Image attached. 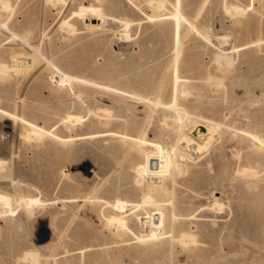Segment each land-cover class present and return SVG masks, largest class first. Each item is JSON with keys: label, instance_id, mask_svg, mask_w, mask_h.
I'll list each match as a JSON object with an SVG mask.
<instances>
[{"label": "rangeland", "instance_id": "obj_1", "mask_svg": "<svg viewBox=\"0 0 264 264\" xmlns=\"http://www.w3.org/2000/svg\"><path fill=\"white\" fill-rule=\"evenodd\" d=\"M174 1L168 0L160 12L166 16L151 22L154 11L147 0H10L11 17L0 7V63L13 65L12 57L18 55L24 65L19 72L10 69L6 75L0 74V162L4 164L0 167V264H33L28 254L37 256L36 264L264 261V223L257 228L246 226L248 216H254L247 201L264 190V143L244 134H264V123L256 124L264 117V0H193L191 7L183 4L184 13L197 27L195 31L189 25L183 28V56L194 59L183 74L196 78L209 101L198 104L191 97L180 103L193 116L218 119L232 129L229 132L226 125L210 135L206 123L185 118L182 135L206 145L197 159L184 149L174 110L159 105L149 110L144 103L129 101L140 118L136 122L128 113L115 116L118 107H125L123 96L76 82L57 86L53 80L56 66L70 76L114 88H125V83L132 81L147 97L173 103L172 76L165 75L177 42L174 36L170 42L169 34L160 32L166 27L165 33H169ZM235 5L246 14L226 12ZM63 22L69 23L74 33L68 32ZM127 23L131 28L125 36ZM233 47H239L238 51L230 52ZM226 49L232 53L233 65L224 78L216 57ZM110 58L118 59L112 64L115 74L101 77L92 72L91 68L104 67ZM127 59L134 64H126ZM155 66H159L157 74L151 71ZM208 77L222 78L226 84L230 80L231 89L232 82L240 84L238 79H242V84L245 78L243 83L251 86V92L246 91V84L233 87L232 92L227 85L226 89H213ZM163 81L168 85L164 93L159 87ZM215 106L221 108V114ZM251 109L255 126L246 121V113L242 115ZM70 116L82 117L83 123L70 122ZM26 131L42 136L32 140ZM255 152L262 156L261 164L254 158ZM148 155L168 160L167 177L154 181L158 185L163 182L173 198L159 206L130 208V212L116 204L113 207L117 202L143 201L136 180L149 186L144 174ZM249 168L259 172L252 183L243 174ZM49 180L55 181L51 188L44 186ZM27 196L40 199L38 207L21 208ZM215 199L223 211L214 207ZM230 205L245 206L247 218L241 225L232 220ZM122 214L129 229H118L109 222ZM10 218L18 223L8 226ZM206 218L210 219L207 225ZM230 222L233 228L237 225L234 239H229ZM183 233L195 235L198 245L181 246L177 239ZM157 234L164 237L137 240Z\"/></svg>", "mask_w": 264, "mask_h": 264}, {"label": "bare ground", "instance_id": "obj_2", "mask_svg": "<svg viewBox=\"0 0 264 264\" xmlns=\"http://www.w3.org/2000/svg\"><path fill=\"white\" fill-rule=\"evenodd\" d=\"M52 1V0H51ZM57 1H64V0H57ZM147 2L149 3V5H151V8L152 10L154 11V14L151 15L149 17V20L150 22L151 21H154L155 19H160L162 18L163 16H166V15H161L160 12H162L164 10V8L166 7V4L168 3V0H147ZM188 7H191V5L194 3L193 0H175L173 2V6H174V12H172L170 14V22H168V24L170 25L169 27V33H165V30L167 31L168 29H166V27L164 29L161 30L160 33H163V35H166V34H169L168 38H169V41L172 42L173 41V36L175 37V41L177 42V47H176V50H175V53L173 55L172 53V65H171V68L170 70L168 69L167 71V74L165 76H172V82H171V86L173 87L174 89V95H175V99L173 101V103H169V104H166V103H163L161 102L159 99L156 100L154 98H149L147 97L146 95H144L142 92H139L136 90L135 88V85L133 84L132 81H127L125 84V88H114L112 85L110 84H99L95 81H92L85 77H77V76H70L68 75L67 73L63 72L61 69H59L58 67L54 66V75H53V80L54 82L57 84V86H62V85H65V84H69V83H73V82H76V83H80V84H85V85H93V86H96L102 90H105V91H111L113 93H116V94H119L121 96H123V102L125 104V107H118L117 108V114L118 115H115V116H118L120 117L122 113H128L130 114V116L137 122V121H140V118L134 113V111L132 110V108H130L129 104L127 102L129 101H136L138 103H144L146 104V107L150 109H153L154 106H160L162 107L163 109H166V108H169V109H172L175 111L176 115H175V124H179L180 127H179V133L181 134V136L183 137L182 140H184V142L186 143V146H184V149L186 151V153L193 159H197L199 157L202 156L205 148H206V145H202L199 141H196L195 139L191 138V137H188V136H185V135H182V123H183V120L186 118V119H192V118H197L198 120H201L203 121L204 123L207 124L208 126V130H209V134L211 135L212 133L216 132L218 129H220V127H223L227 125V130L232 131V129H230V124H227V123H221L218 119H212V118H207L205 116H193L189 111H187L186 109L182 108V105L180 102L181 99L183 100H187L191 97H193L195 99V102H197L198 104L199 103H203V102H208V97L205 95V92L199 88L197 85H196V81L194 79L196 78H193V77H187V76H184V71L188 68H190L192 65V62H193V58L191 57H184L183 56V50H182V47H181V41H182V36H183V28L184 27H187L186 25H189V29H192V30H196L197 27L196 25L188 18V16L184 13V4ZM227 6V5H226ZM0 7L2 8V11L5 12V14H7L8 16H10L12 13H11V5H10V0H0ZM228 7V6H227ZM232 7L230 8H227L228 11L226 12H230V15L231 14H234V15H237V16H242L244 14H246L245 10L243 8H241L240 6L238 5H235L232 9ZM6 15V17H7ZM11 17V16H10ZM9 20V18H8ZM161 21V20H160ZM64 24H62V26L64 28H66L68 30V32L70 31H73V28L71 27V25L67 22H63ZM5 27V25H4ZM3 28V27H2ZM131 28V24L130 23H127V25L125 26V36H126V33H129V30ZM66 30V31H67ZM75 30V29H74ZM230 30V29H229ZM64 31V30H63ZM226 32V31H225ZM74 33V31H73ZM122 33V32H120ZM192 33V32H191ZM234 34V33H233ZM116 35V34H115ZM130 35V34H129ZM121 36V35H120ZM128 36V35H127ZM122 39H123V35H122ZM207 39V38H205ZM226 39V38H225ZM208 40V39H207ZM223 41V39H221ZM209 41V40H208ZM231 43V42H230ZM131 46V45H130ZM128 47V46H127ZM133 47V45H132ZM228 47V46H227ZM239 49V47H233L232 50H230V52H234L235 50ZM124 50V49H123ZM228 49L224 51H222L217 57H216V62L218 63L219 67H218V70L222 73V76L224 78H227V74L230 72V68L232 67L233 65V60H232V56L231 54L232 53H228L226 52ZM128 51V50H127ZM130 51V50H129ZM229 51V50H228ZM238 51V50H237ZM241 51V50H240ZM251 54V53H250ZM252 55V54H251ZM238 56V55H237ZM8 58V57H7ZM184 58V60H183ZM23 59V57H22ZM193 59V60H192ZM254 58L252 57L250 60H253ZM12 60H13V65L10 64V66L6 65V64H3V63H0V74L2 75H6L9 73L10 69H12L13 71H18L24 67V65L22 64V60H21V57H19L18 55H15L12 57ZM27 60V59H26ZM118 59L116 58H110L109 61L107 62L108 64H106L104 67H98V68H91L92 72L101 76V77H109L113 74H115L113 68H112V64H114L115 62H117ZM238 60V59H237ZM24 63V62H23ZM28 63V62H27ZM26 63V65H28ZM125 63L126 64H134V62H132L131 60L127 59L125 60ZM216 63V64H217ZM235 64V63H234ZM12 65V66H11ZM161 66V64H160ZM159 66H155V67H152L151 68V71H153V73L157 74L158 72V68ZM83 69V68H82ZM85 70V69H84ZM264 75V74H263ZM240 78V77H239ZM263 78V77H262ZM131 79V78H129ZM168 79V78H167ZM245 79V78H244ZM243 79V81H245ZM264 79V78H263ZM132 80V79H131ZM242 80V79H241ZM241 80L239 81L238 79V82H240L241 84ZM248 80V79H247ZM242 81V84H244ZM139 84H141V87L142 89L146 90V91H149L148 89V86L143 84V83H140L138 82ZM167 82L166 81H163L162 84H160V89H161V92L164 93L167 89ZM207 83L210 84L211 88L215 87L216 90H221L223 87L225 88V85H227L226 87L227 88H230V80H229V83L226 84L224 82V79L222 78H218V77H208L207 78ZM247 82H245L246 84ZM262 83V82H261ZM240 84L236 83L235 81L231 83V86H232V89L233 87L235 86H239ZM240 85L241 87L243 85ZM244 84V85H245ZM250 84H254L253 83H249ZM256 84V82H255ZM259 85V83H258ZM56 86V87H57ZM170 86V88H171ZM246 87L247 89L250 88L248 87V85L246 84ZM256 87V86H254ZM261 87V84L260 86ZM258 87V88H259ZM245 88V87H244ZM253 88V87H252ZM214 89V88H213ZM226 89V88H225ZM232 89L230 88V91L232 92ZM251 89V88H250ZM250 89L246 90V91H249ZM215 90V92H216ZM253 90V89H252ZM228 91V90H227ZM213 92V91H212ZM218 92V91H217ZM251 92V90L249 91ZM227 93V92H226ZM254 93V92H253ZM250 94V93H248ZM252 94V93H251ZM255 94V93H254ZM246 95H247V92H246ZM234 96V95H233ZM231 97V98H234L235 97ZM163 97V96H161ZM253 97V96H252ZM264 97V94L262 95V98L263 99ZM227 99V97H225ZM228 98H230V94L228 93ZM252 100V99H251ZM250 100V101H251ZM230 101V100H229ZM261 101L260 99L258 100V102ZM263 101V100H262ZM211 103H213L212 101H210ZM209 102V104H210ZM254 102V101H253ZM249 103V102H248ZM256 103V101H255ZM254 103V105H255ZM208 104V103H207ZM208 104V105H209ZM221 104V103H220ZM227 104V102H226ZM260 104V103H259ZM258 104V105H259ZM211 105V104H210ZM228 105L230 107V102H228ZM227 105V106H228ZM235 105V104H234ZM251 105V104H250ZM66 106V105H65ZM214 105L212 104L211 107H213ZM249 106V104H248ZM216 107V106H215ZM251 107H253V103L251 105ZM65 107H61V109ZM106 108V106H105ZM248 108V107H247ZM256 108V107H255ZM254 108V109H255ZM63 109V110H64ZM107 109L109 111V115H110V110L107 106ZM229 109V108H228ZM250 109V107H249ZM253 109V108H252ZM252 109L250 111H247L242 114V115H245V119L246 121L251 125L255 126V123L256 124H263L264 123V117H260L259 119H257L256 122L253 121L252 117L250 116L251 115V112ZM66 110V109H65ZM75 110V109H74ZM227 110V109H226ZM240 110V109H239ZM101 111V110H100ZM153 111V110H152ZM154 111H155V108H154ZM215 111L217 112V114H221V108L219 107H216ZM254 111H261L260 108L258 109H255ZM66 112V111H65ZM96 112V111H95ZM103 111V114H108V112H105ZM239 112V111H238ZM100 113V112H99ZM237 112H235L236 114ZM96 114V113H95ZM108 115V116H109ZM169 115V114H167ZM173 115V114H172ZM239 115V114H238ZM74 117V116H72ZM98 117V116H97ZM104 119L105 117L107 116H102ZM112 117V116H111ZM174 118V116H172ZM101 118V117H100ZM102 119V118H101ZM107 120H110L112 119H108L106 118ZM148 119V118H147ZM144 120V119H143ZM69 121H74V122H80V123H83V118L82 117H75V118H71V116L69 117ZM68 121V122H69ZM168 121V120H167ZM108 122V121H107ZM108 122V124H109ZM169 122V121H168ZM171 123V122H170ZM223 124V125H222ZM174 125V124H173ZM116 126H118V124H116ZM103 127V126H102ZM119 127V126H118ZM80 130V129H79ZM85 130V129H84ZM116 129H114L115 131ZM81 131V130H80ZM27 132V131H26ZM105 133V131H104ZM27 137L30 139L32 138V140H38L40 138V136H42L41 134H38V133H32L30 134L29 132H27ZM86 134V133H85ZM84 134V135H85ZM111 134V133H110ZM109 134V135H110ZM156 134V133H155ZM233 133H231L232 135ZM247 137H250L252 139H254L255 141H257L258 143H264V134L262 133H256L254 131H247L244 133ZM81 135V134H80ZM101 135V134H100ZM83 136V134H82ZM145 138H146V134L144 135ZM107 137V136H106ZM109 137V136H108ZM73 138V137H72ZM103 138V136L101 137ZM110 138V137H109ZM180 138V136H179ZM100 139V138H99ZM104 139V138H103ZM106 139V138H105ZM104 139V140H105ZM108 139V138H107ZM201 139H205L204 136H202ZM101 140V139H100ZM145 142V140H143ZM103 142V141H102ZM142 145V144H141ZM139 147V146H138ZM159 148V151H163V148L161 146L158 147ZM175 154V153H174ZM256 160L259 162V164H261L263 162V158L262 156L259 154V152H255V157ZM73 160V159H72ZM1 161V160H0ZM70 161V160H69ZM73 162V161H72ZM72 162L70 164H72ZM147 162H148V165H146V168H145V171H144V174L146 176V178L148 179V181L150 182L149 183V186L148 187H143V183L140 181L141 179H137L136 182L138 183L137 185L140 186L142 189H141V194L143 196V201L140 202V203H129V202H117V203H114L113 207L115 206L116 204V207H120L122 209H125L127 210L126 212H130L131 209L130 208H144L145 206L147 205H152V206H159L162 204V202L165 201L166 198H170L172 199L173 198V192L169 190L168 187H166V185H164L163 182H160L162 185H158L159 183H157L155 180L156 179H159L161 180V177L163 178H166L168 173H167V166L169 165L168 164V160H166L165 158L163 157H155L153 155H148V158H147ZM5 163V162H4ZM69 163V162H68ZM3 163L0 162V167L3 168ZM243 174L246 175L248 178L251 179V183L253 181V179H256L258 177V174L259 172H257L255 169L253 168H249V169H245L243 170ZM96 179V178H95ZM163 180V179H162ZM54 182L55 181H52V180H49V181H44V186H47L49 188L53 187L54 185ZM26 186V185H25ZM41 186V185H39ZM6 191V190H5ZM131 191V190H130ZM12 197V196H11ZM228 197V196H227ZM11 200V199H10ZM24 201H21L22 203V206L21 208H24V207H31L33 205H38V203L41 202V200L39 199H35L33 197H28L27 198H24L23 199ZM169 200V199H168ZM215 204H214V207H218L221 209V211H223V205L220 204V201L219 199H215ZM12 203V202H11ZM20 205V204H19ZM171 205H173V202H171ZM34 206V207H35ZM227 206V205H226ZM246 206L248 208H251L253 213H254V216L251 217V216H248L249 217V223L246 224V226H248L249 228H257V227H260L263 223H264V190H262L261 192L259 193H256L254 194V196H252V198L248 199L247 201V204ZM251 206V207H249ZM38 207V206H36ZM115 207V208H116ZM225 207V206H224ZM244 205L238 209L236 206H231L230 205V215L233 214L234 216V222L236 223H239L241 225V222L244 221L246 217V214L244 212ZM214 209V208H213ZM219 209V210H220ZM31 210V208H30ZM215 210V209H214ZM15 213V212H14ZM117 214V213H116ZM221 214V213H220ZM124 214H122L123 216ZM126 217L128 216L126 213H125ZM177 216L174 214V218H176ZM205 217V216H204ZM209 217V216H208ZM173 218V219H174ZM224 218V217H223ZM7 219V218H6ZM207 219V218H206ZM214 219V218H213ZM212 219V220H213ZM16 221V220H15ZM210 221V219L208 220H205V224L207 225L208 222ZM225 221V220H224ZM109 222H111V224L117 226L118 229H121L124 230L125 228L126 229H129L128 227V223H127V220L126 218L123 216V217H118V216H113L109 219ZM18 222H14V219H8L7 220V225L8 226H12L14 224H17ZM221 223V221H220ZM234 223V224H236ZM210 224V223H209ZM213 224V223H212ZM231 226H229V230H230V236H229V239H234V233H235V229H236V226H234V228L232 227L233 225L230 224ZM222 226V225H221ZM224 226V225H223ZM264 226V225H263ZM110 228V227H109ZM116 228V229H117ZM227 228V227H226ZM263 228V227H262ZM225 229V228H223ZM240 230L242 228H239ZM228 230V231H229ZM263 231V229H261ZM234 231V233H233ZM229 233V232H228ZM247 234V233H246ZM246 234L244 236H246ZM262 234V232H261ZM237 235V234H236ZM120 236V234H119ZM162 236L164 237V235L162 234H157V235H153V237H137V240L139 242H143V241H153V240H156V239H160L162 238ZM261 236V235H260ZM262 237V236H261ZM241 238V237H240ZM264 238V237H263ZM174 239V238H173ZM258 240V239H257ZM261 240V239H260ZM264 240V239H263ZM178 243L180 244L181 243V246L183 244V246L185 245V248H186V245H189V246H192V245H198V240L196 238L195 235L193 234H188V233H183L181 236L178 237L177 239ZM252 241V239H251ZM256 241V240H254ZM174 243V242H173ZM184 248V249H185ZM172 253V252H171ZM27 256H29L28 258L33 262V264H36L38 262L39 259H37V256L34 255V254H28ZM26 256V257H27ZM262 257V256H261ZM261 257H260V260H261ZM264 260V259H262ZM232 264V263H230ZM262 264H264V261L262 262Z\"/></svg>", "mask_w": 264, "mask_h": 264}]
</instances>
